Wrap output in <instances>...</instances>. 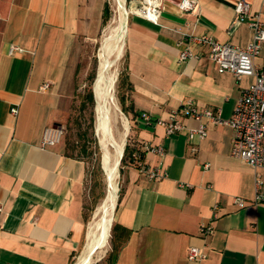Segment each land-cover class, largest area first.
I'll return each instance as SVG.
<instances>
[{"label":"crops","instance_id":"0c3cea01","mask_svg":"<svg viewBox=\"0 0 264 264\" xmlns=\"http://www.w3.org/2000/svg\"><path fill=\"white\" fill-rule=\"evenodd\" d=\"M181 1L160 0L156 22L134 11L126 21L122 82L137 160L123 172L114 222L129 235L114 264H264V201L253 203L264 168L230 155L227 124L202 118L206 136L189 139L199 121L186 110L191 101L231 117L253 77L219 71L208 47L189 38L243 47L252 37L248 17L235 19L240 0H192L186 10ZM245 1L264 25V0ZM105 4L0 0V264H70L81 250L87 162L61 140L43 146L42 137L47 127L62 128L77 90L82 37L97 31ZM12 45L22 50L10 52ZM185 48L192 55L180 59ZM254 63L264 70V42ZM171 114L183 127L167 136L157 122ZM144 143L163 153L144 151ZM139 162L165 175L150 178ZM234 196L247 204L238 207ZM200 224L213 232L202 233ZM190 246L204 256L190 261Z\"/></svg>","mask_w":264,"mask_h":264},{"label":"built area","instance_id":"2783aa9c","mask_svg":"<svg viewBox=\"0 0 264 264\" xmlns=\"http://www.w3.org/2000/svg\"><path fill=\"white\" fill-rule=\"evenodd\" d=\"M160 0H140L139 7L132 10L145 18L156 22L159 15ZM192 0H182L180 8L183 10L192 8ZM235 19L243 20L248 17L247 24L252 30L250 41L243 47L228 43H222L208 35L190 36L189 40L206 45L209 49L208 55L216 64L219 71L231 72L237 79L242 76H252L253 81L243 88L237 98L234 110L228 120L221 119L219 114L210 109L198 110L191 101L186 103V110L189 116L193 117L199 124L196 128L189 129L188 138L197 136L203 139L206 134V125L201 121L202 118L216 124H227L233 129V138L231 141L230 155L247 163L254 170L264 168V70L258 68L254 59L259 54L264 42V25L259 15H249V4L245 0L238 1L235 6ZM22 49L12 45L10 52ZM192 55V52L185 48L181 51L180 59H185ZM48 84L40 88L45 89ZM13 112L15 109L12 110ZM149 119V117L147 118ZM157 123L164 125L166 135H171L179 131L183 125L174 114L169 119L159 120ZM63 135L61 127L50 126L45 128L42 137V145L50 146L59 142ZM144 151L155 152L159 155L163 153L161 145L143 144ZM207 167V164H204ZM138 167L150 178H162L164 172L157 168H149L144 163L139 162ZM264 201V185L258 178L255 182V195L253 203ZM233 202L238 207H243L247 201L239 196L233 197ZM2 206L0 204V212ZM216 215V213H214ZM199 229L204 234H211L213 227L208 224H200ZM204 256L201 248L190 246L187 251V258L196 262Z\"/></svg>","mask_w":264,"mask_h":264},{"label":"rangeland","instance_id":"374dc122","mask_svg":"<svg viewBox=\"0 0 264 264\" xmlns=\"http://www.w3.org/2000/svg\"><path fill=\"white\" fill-rule=\"evenodd\" d=\"M108 8V14L102 22H100L97 31L89 36L82 37L83 55L78 69L77 90L73 99L72 106L62 123L63 135L61 143L64 150L72 155L83 158L87 162V183H86V197L84 203L85 216V237L81 250L75 254L71 259L70 264H77L80 255L85 250L88 241V232L99 222L104 213V209H110L109 183L106 170L102 165L103 141L101 135L96 129L97 123V97L94 93V82L99 74L100 63L106 59L109 65L106 66L107 71L113 72L116 76L115 83L112 89L113 101L117 106L115 109L112 104V112L110 123L117 136L124 137L125 144L132 147L134 140L135 127L130 122V116L123 110L120 102V94L125 87L121 81V72L123 71V51L115 58V50L112 54L104 49L105 38H111L117 34L118 29V14L117 1L105 0ZM123 7L125 8V20L131 11L139 7L140 0H123ZM120 42H118L119 45ZM102 54V55H101ZM108 71V72H109ZM92 89L93 101L87 98V92ZM127 127V128H126ZM124 144V146H125ZM112 152L114 151L111 148ZM124 153V147L122 156ZM121 156V157H122ZM119 158L117 166V175L114 179L116 186V193L112 194L114 198V206L112 208V222L110 227L107 243L100 249H97L92 256L91 264H109V256L113 251L112 242V225L114 223V213L117 207V201L122 189L123 172L127 166L133 165L130 160V153L127 152L123 161ZM135 165H137L135 163ZM109 198V199H108ZM111 199V200H110Z\"/></svg>","mask_w":264,"mask_h":264},{"label":"bare ground","instance_id":"6f19581e","mask_svg":"<svg viewBox=\"0 0 264 264\" xmlns=\"http://www.w3.org/2000/svg\"><path fill=\"white\" fill-rule=\"evenodd\" d=\"M117 1V14L119 19V25L117 29V34L112 38H105L104 49L108 55L112 54L115 50V58L123 50V37L125 33V8L123 7V0ZM118 42L119 45H118ZM102 55V54H101ZM110 63L108 60L104 59L100 63L99 74L94 82V93L97 97V123L96 129L99 135H101L103 141V154H102V165L106 170L108 183H109V194L111 196L112 202L110 201V207L114 206L113 195L116 193V186L114 179L117 175V166L119 162V157L122 155L124 147V137H119L115 134L113 127L110 123L112 106L117 109L116 104L113 101L112 89L115 83L116 76L113 72L107 71L106 66ZM112 104V106H111ZM127 128V127H126ZM113 148V152L111 150ZM109 199V198H108ZM110 199V200H111ZM112 208L104 209V213L101 216L99 222L95 224L88 232V241L85 250L80 255L77 264H91L92 256L97 249L102 248L107 243V238L109 236L111 222H112Z\"/></svg>","mask_w":264,"mask_h":264},{"label":"trees","instance_id":"16d2710c","mask_svg":"<svg viewBox=\"0 0 264 264\" xmlns=\"http://www.w3.org/2000/svg\"><path fill=\"white\" fill-rule=\"evenodd\" d=\"M107 14H108V8H107V5L105 4L104 13H103V20L104 21H105V19L107 17ZM120 78H121V81L124 80L123 72H121ZM122 84H123V82H122ZM86 96H87V98L90 101H93L92 89L88 90ZM119 99H120V102H121V104L123 106L122 107L123 110L126 112L127 111V107H126V93L124 91L120 94ZM127 152H129L130 155H131V157H130L131 162H135L137 160V155L134 153L135 149L133 147H130L128 144H126L125 147H124V153H123V156L121 157V161H123L124 156L126 155ZM128 235H129V230L127 228L122 227L118 223H115V222L113 223V225H112L113 251H112V254L109 256V264H114L115 263L118 250L124 244V242L126 241Z\"/></svg>","mask_w":264,"mask_h":264},{"label":"water","instance_id":"95a60500","mask_svg":"<svg viewBox=\"0 0 264 264\" xmlns=\"http://www.w3.org/2000/svg\"><path fill=\"white\" fill-rule=\"evenodd\" d=\"M121 156H122V155H121ZM121 156H120V157H121ZM120 157H119V158H120Z\"/></svg>","mask_w":264,"mask_h":264}]
</instances>
